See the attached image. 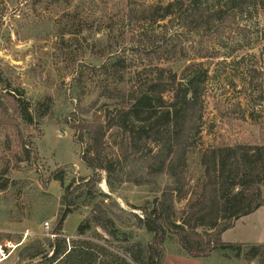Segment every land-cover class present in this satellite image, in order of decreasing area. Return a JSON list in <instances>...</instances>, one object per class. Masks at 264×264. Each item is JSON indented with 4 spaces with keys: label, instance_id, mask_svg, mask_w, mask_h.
Returning <instances> with one entry per match:
<instances>
[{
    "label": "rangeland",
    "instance_id": "1",
    "mask_svg": "<svg viewBox=\"0 0 264 264\" xmlns=\"http://www.w3.org/2000/svg\"><path fill=\"white\" fill-rule=\"evenodd\" d=\"M223 1L205 0L202 7L213 9ZM124 17L125 0H0V264H24V247L51 239L64 188L72 180L81 184L80 179L91 176L81 160L90 143L89 127L105 122L106 110L116 103L111 72L101 67L113 55H122L126 65L140 55L137 39L131 36L134 26L123 22ZM178 25L174 23L172 32ZM109 27H114L112 35ZM176 41L192 60L167 66L179 75L194 61L202 63L208 75L201 120L189 140L186 177L195 186L201 176L198 152L217 146L263 145L264 6L230 14L206 30L192 27L176 36ZM149 57L137 63L149 65ZM7 83L38 103L34 125L18 119L5 95ZM121 138L120 132L111 131L103 149L105 160L114 165V190L109 189L103 172L93 191L108 197L97 196L92 204H100L121 231H132L131 244L145 245L150 236L135 228L134 215L143 218L138 208L159 196L168 179L146 177V183L137 185L148 173L150 156L146 151L134 153ZM58 169L67 173L63 185L50 178ZM84 196L85 190L63 222V232L70 240L77 238L78 225L89 217L92 205H86ZM185 205V200L175 202L178 216ZM93 230L107 238L100 229ZM84 238L93 239L91 233ZM221 239L264 244V207L246 217L244 224L236 223ZM124 246L112 241L106 244L113 253L128 258ZM163 248L168 254L165 264H169L168 256L180 253L174 237ZM178 256L181 259L176 261H183L175 264H187L186 260L244 264L220 253L209 260Z\"/></svg>",
    "mask_w": 264,
    "mask_h": 264
},
{
    "label": "trees",
    "instance_id": "2",
    "mask_svg": "<svg viewBox=\"0 0 264 264\" xmlns=\"http://www.w3.org/2000/svg\"><path fill=\"white\" fill-rule=\"evenodd\" d=\"M203 4L205 0H125V19L122 20L134 26L131 36L137 39L140 55L127 65L122 55H113L107 65L101 67L111 72L116 103L106 110L105 122L89 127L90 143L81 160L91 176L80 179L81 184L72 180L64 188L53 237L24 247L21 262L163 264V246L168 238L174 237L180 248L179 255L187 258L209 260L220 253L224 258L244 264H264V244L231 243L221 239L235 222L264 207L261 197L264 142L262 146H217L198 152L201 176L195 186L189 185L186 177L192 146L189 140L201 120L208 75L203 64L194 61L187 63L179 75L167 66L192 60L187 58L186 48L177 43L176 36L189 32L192 27L204 30L216 27L230 14L264 6V0H225L213 9L202 7ZM176 22L179 27L174 33L172 28ZM113 30L114 27H109L108 34L112 35ZM144 56L155 59L149 57V65L138 64ZM7 88L5 95L18 119L23 124L34 125L38 103L35 105L27 100L19 87L7 83ZM262 102L264 104V97ZM113 130L120 132L122 144L134 153L146 151L150 156L152 164L148 166V173L137 185L146 183V177L168 179L159 196L138 208L143 218L134 215L135 228L150 236L145 245L131 244L132 231H121L100 204H92L97 196L108 197L93 191L103 172L109 189L114 190L111 183L114 165L103 156L105 139ZM50 178L63 185L67 173L58 169ZM84 190L86 205H92L91 210L89 217L78 225L77 238L70 240L63 232V222L74 212L76 201L83 197ZM183 200L186 201L185 209L178 216L175 202ZM93 227L100 229L107 238L100 237ZM200 229L204 233L198 232ZM88 233L93 239L84 238ZM110 241L125 244L123 254L128 258L110 251L106 247ZM126 245L130 247L126 249Z\"/></svg>",
    "mask_w": 264,
    "mask_h": 264
},
{
    "label": "crops",
    "instance_id": "3",
    "mask_svg": "<svg viewBox=\"0 0 264 264\" xmlns=\"http://www.w3.org/2000/svg\"><path fill=\"white\" fill-rule=\"evenodd\" d=\"M262 208V207H261ZM260 209V208H259ZM256 211H258V209L256 210ZM255 211V212H256ZM250 216V215H249ZM248 217V216H247ZM246 218V217H245ZM245 218H242V219H240V220H238L237 222H235V224H234V226H233V228L235 227V225H236V223H239V222H241L242 224H244V220H245ZM232 228V229H233ZM239 243V242H238ZM167 255L168 254H165V256H164V259H163V264H165V259H166V257H167ZM179 255V254H178ZM178 255H175L174 256V258H172L171 256H168L169 258L168 259H170V260H167V261H169V264H175V262H179V263H181L182 261H183V259H182V261H176V259H181L180 258V256H178ZM174 259V260H173ZM185 261V260H184ZM186 262H188L187 264H194V263H192L191 261H187L186 260ZM195 264H199V263H195ZM200 264H203V263H200ZM205 264H220V263H213V262H209V263H205Z\"/></svg>",
    "mask_w": 264,
    "mask_h": 264
},
{
    "label": "built area",
    "instance_id": "4",
    "mask_svg": "<svg viewBox=\"0 0 264 264\" xmlns=\"http://www.w3.org/2000/svg\"><path fill=\"white\" fill-rule=\"evenodd\" d=\"M3 250H4V249H3ZM0 254L3 255V254H2V251H1V247H0Z\"/></svg>",
    "mask_w": 264,
    "mask_h": 264
}]
</instances>
